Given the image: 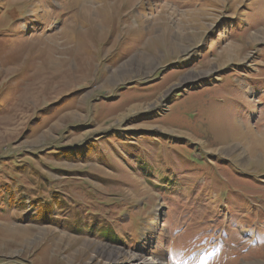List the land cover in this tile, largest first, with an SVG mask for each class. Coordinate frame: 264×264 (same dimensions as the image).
<instances>
[{
    "label": "rangeland",
    "instance_id": "rangeland-1",
    "mask_svg": "<svg viewBox=\"0 0 264 264\" xmlns=\"http://www.w3.org/2000/svg\"><path fill=\"white\" fill-rule=\"evenodd\" d=\"M0 264H264V0H0Z\"/></svg>",
    "mask_w": 264,
    "mask_h": 264
},
{
    "label": "trees",
    "instance_id": "trees-1",
    "mask_svg": "<svg viewBox=\"0 0 264 264\" xmlns=\"http://www.w3.org/2000/svg\"><path fill=\"white\" fill-rule=\"evenodd\" d=\"M194 163L201 165V164H203V161L202 160H194ZM6 190H9V189H6ZM58 201H59L58 197L54 196L53 197V206H54V203L58 202ZM19 204L22 205V201H18V200L14 201L13 199H11V196L9 197V201L7 203L8 206H14V205H19ZM38 205H39V207H38L39 210H42L41 214H40L41 216H43V215L46 216V214L48 213L49 206H52V205L46 204L44 202H42V203L39 202ZM63 205H64V203L62 202V203H60L59 206L62 207Z\"/></svg>",
    "mask_w": 264,
    "mask_h": 264
},
{
    "label": "bare ground",
    "instance_id": "bare-ground-1",
    "mask_svg": "<svg viewBox=\"0 0 264 264\" xmlns=\"http://www.w3.org/2000/svg\"><path fill=\"white\" fill-rule=\"evenodd\" d=\"M107 255H111V254H114L115 253V250H107Z\"/></svg>",
    "mask_w": 264,
    "mask_h": 264
}]
</instances>
